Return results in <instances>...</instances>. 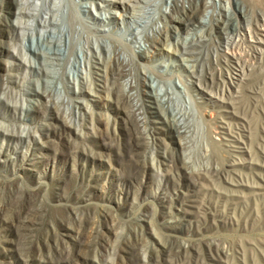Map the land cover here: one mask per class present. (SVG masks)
<instances>
[{"label":"rangeland","instance_id":"1","mask_svg":"<svg viewBox=\"0 0 264 264\" xmlns=\"http://www.w3.org/2000/svg\"><path fill=\"white\" fill-rule=\"evenodd\" d=\"M14 1L0 0V264H264V4L241 0L247 19L231 5L243 74L224 57L219 0L192 28L160 17L166 0H143L136 20L124 0H26L9 21ZM155 23L169 43L141 56ZM196 33L209 38L192 59L172 52ZM149 72L185 114L181 136L160 128ZM131 80L161 118L126 113L115 86Z\"/></svg>","mask_w":264,"mask_h":264},{"label":"bare ground","instance_id":"2","mask_svg":"<svg viewBox=\"0 0 264 264\" xmlns=\"http://www.w3.org/2000/svg\"><path fill=\"white\" fill-rule=\"evenodd\" d=\"M143 0H124L123 1V6H126V10H128V7H130V14L131 17L136 20V17L140 16L137 13V8L138 5L142 2ZM219 6L220 8H224L226 10V17L224 19H220V16H216L215 19L220 21V24H218V27L224 31L226 37H227V44L230 45L228 46L227 44L224 45V51L228 52L229 55H224V57L232 63H236L234 66L235 69L240 70L241 73L244 74V67H245V58H244V53L241 51H238L235 49V45L233 47V44H236L239 40H244L245 37L240 35V31L238 30V19L236 18V14L232 9V4H236L238 6V9L240 10L242 16L247 19L245 10H244V5H241V0H219ZM252 3H261L264 4V0H250ZM126 2V3H125ZM166 2H169V12L166 15L164 12L160 14V17L166 18V20L169 19V21H177V22H182L187 28H192L194 27L197 22L200 23L201 25H207L208 22H206L203 18L206 17L209 13L211 17L215 16L214 10L217 7L216 0H166ZM189 3L187 6L186 3ZM187 3V4H188ZM26 0H15L14 1V9L10 10V14L7 15V19L9 21H12L14 18H20L24 17L26 15H29L31 12L26 9L27 5ZM168 5V4H167ZM211 8V12L210 9ZM217 15V14H216ZM51 21H53V14L50 15L49 18ZM157 23V22H156ZM155 23V25H156ZM173 26V25H172ZM259 27V26H258ZM262 30H264V26H261ZM169 26L167 24L160 26L156 25V29L153 35H150L149 33H146L144 35V39L138 41L135 39L136 42H138V54L141 56H146V54L149 52L146 51V49L150 46H157L161 45L162 46H157L156 49L158 51L162 50L163 48H166V46L163 45V43H169L170 39V34L168 31ZM175 38L177 41L180 39V31L179 29L174 26L173 27ZM258 29L261 30L259 27ZM260 33L258 30L256 31V34ZM209 37H206L204 34L201 33H196L195 36H192L190 38L184 37V39L181 42L180 47H175V49L172 50V52L177 53L181 55V58L183 60H189L192 59L194 56V46L197 44H200L204 39H207ZM261 40V39H258ZM149 42V43H148ZM148 44V46H146ZM123 45V44H122ZM121 45V46H122ZM123 47H126V45H123ZM123 47H118L116 49L122 50ZM29 49L34 51V52H40V53H45V51L42 50V44H36L33 42H30L29 44ZM50 49V47H49ZM57 54V52H55ZM227 54V53H226ZM84 56V61H85V66H76L78 74H80L81 78H86V72L84 69H87L85 67L90 65V58L87 54V52L84 51L83 53ZM125 57L122 60H116L112 64V77L115 79L118 76H120L126 69L127 65L129 62H126ZM191 69L194 67V64H190ZM247 67V65H246ZM88 71V69L86 70ZM211 74V72H208ZM125 74V73H124ZM159 74H153L151 72L146 73L144 77V82L146 84H149L152 86V89L150 91H147V96L149 98V102H158L157 105L159 107L161 106H166L165 104L167 103L168 109L167 111L165 110L163 113L164 114V121H166V126H160L163 130H168L170 135H176V136H181L183 132L187 130V118L184 116L185 114L181 112L178 108L172 106V102L174 100V97L170 94L169 89L166 88H161L159 85L160 78L158 77ZM239 77H234L230 74V79L231 82H233V78L236 79H241L242 74ZM116 80V79H115ZM239 85V82H237ZM127 86L130 88L136 87V83H134L132 80L127 81L123 86H115L117 91L119 92V97L120 98H126L129 100L128 108L126 110V113L130 116H133L135 118V124L138 125V127L144 124V121H146L149 118V112H154L155 116L157 118H161V110L159 109L158 106H155L154 104H149L145 102H139L138 100H134L130 94L126 92ZM184 88V86H183ZM159 93H162V95H159ZM211 97H213L215 94L214 92H209ZM165 96L164 98H162ZM118 97V98H119ZM147 98V97H146ZM220 97L217 96L216 99H219ZM127 104V103H126ZM174 105V104H173ZM153 107V108H151ZM151 108V109H150ZM147 128V127H145ZM183 128H185L183 130ZM189 131V130H188ZM165 133V132H164ZM231 164H235V161H233Z\"/></svg>","mask_w":264,"mask_h":264}]
</instances>
